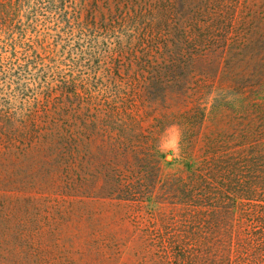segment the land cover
Here are the masks:
<instances>
[{
    "label": "rangeland",
    "instance_id": "rangeland-1",
    "mask_svg": "<svg viewBox=\"0 0 264 264\" xmlns=\"http://www.w3.org/2000/svg\"><path fill=\"white\" fill-rule=\"evenodd\" d=\"M97 1L104 10L109 5ZM164 8L158 33L146 23L152 14L147 20L137 16L124 51L107 58L123 78L117 106L127 120L122 128L94 127L90 121L107 107L109 95L83 93L71 100L67 114H60L54 94L16 126L0 112V264H137L133 241L139 228L155 236L164 224L181 220L167 185L193 183L183 165L185 151L173 145L156 174L149 159L138 163L110 151L127 134H139L136 144L154 131L159 110L143 103L127 79L136 75L134 62L148 38L165 44L174 59L217 65L204 84L212 92L207 106L214 104V113L203 133L225 152L242 142L264 146V0H164ZM198 80L204 79L191 78L188 85ZM217 89L235 92L239 104L213 103ZM130 120L140 123L133 128ZM203 145L199 140L195 146L196 159Z\"/></svg>",
    "mask_w": 264,
    "mask_h": 264
},
{
    "label": "trees",
    "instance_id": "trees-1",
    "mask_svg": "<svg viewBox=\"0 0 264 264\" xmlns=\"http://www.w3.org/2000/svg\"><path fill=\"white\" fill-rule=\"evenodd\" d=\"M92 1L91 4V0H82L87 5L83 24L90 34L129 28L136 25L137 16L147 20L148 14H152V19L146 23L153 25L152 31L157 29L158 33L162 28L164 0H105L109 4L105 10L98 6L97 0ZM6 2L17 0H3L0 5ZM142 10L147 13L142 14ZM99 13L101 19L97 18ZM0 16L4 25L11 23L2 9ZM159 41L146 39L141 58L134 62L136 75L127 76L138 98L148 107L159 110L154 118V131L137 141L138 145L134 140L139 134H127L123 144L113 146L110 151L125 160L134 158L138 163L149 159L156 174L162 158L156 150L157 134L176 126L182 133L180 149L186 153L183 165L193 183L173 180L167 185V193L173 198L170 203L183 216L180 221L164 224L155 236L139 228L141 234L133 241L138 244L137 264H264V146L256 143L247 147L242 142L225 152L211 136L203 133L206 121L214 113V104L209 109L207 106L212 92L204 84L213 79L217 65L203 60L174 59L167 46ZM175 50V56H180L181 49ZM123 51L124 47L118 45L113 52ZM109 64L106 60V81L113 86V92L106 99L107 107L94 114L90 121L94 127L117 129L127 122L117 107L124 91L119 84L123 78L120 74L117 76L119 66ZM195 77L204 80L189 86L188 80ZM83 93V88L78 89L74 84H61L47 93L45 100L56 94L59 98L52 101L54 106L60 114L65 111L67 114L72 107L71 100H79ZM189 105L191 108L181 111ZM149 114L145 113L148 117ZM132 122L133 128L140 123L139 120ZM199 140L204 145L201 156L196 159L192 153Z\"/></svg>",
    "mask_w": 264,
    "mask_h": 264
},
{
    "label": "clouds",
    "instance_id": "clouds-1",
    "mask_svg": "<svg viewBox=\"0 0 264 264\" xmlns=\"http://www.w3.org/2000/svg\"><path fill=\"white\" fill-rule=\"evenodd\" d=\"M86 7L82 0H17L0 5L11 18L10 24L0 25V112L13 126L22 124L61 84L82 87L90 95L112 94L105 63L118 45L129 42L133 30L90 34L83 24ZM212 98L213 103L239 104V96L230 90L217 89ZM181 140L178 128L163 129L156 150L172 154V146L180 149Z\"/></svg>",
    "mask_w": 264,
    "mask_h": 264
}]
</instances>
